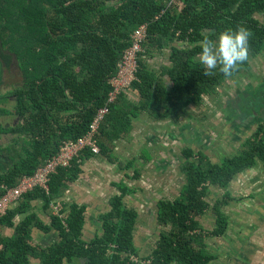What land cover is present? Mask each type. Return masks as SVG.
<instances>
[{
    "label": "trees",
    "instance_id": "1",
    "mask_svg": "<svg viewBox=\"0 0 264 264\" xmlns=\"http://www.w3.org/2000/svg\"><path fill=\"white\" fill-rule=\"evenodd\" d=\"M238 25L252 33L249 60L231 78L218 70L204 76L198 56L202 30L218 35ZM143 27L145 39L139 42L134 79L109 104L115 92L113 82ZM167 50L170 65L159 72L152 70L150 61ZM263 56L264 0H0V160L5 165L0 170V197L33 177L64 143H76L90 134L99 111L109 108L95 134L100 154L85 148L70 168L51 178L48 194L35 190L24 195L0 218V264L215 262L217 255L207 239L224 237L229 230L230 221L222 209L234 201L228 192L231 184L259 164L264 167V126L244 141L236 155L219 164L202 152L184 150L181 173L186 185L174 201L157 205V225L162 231L149 255L142 256L135 242L139 214L124 203L136 194L128 184H114L119 196L110 201L108 212L99 215L103 234L90 241L83 239L86 206L61 202L58 212L52 206L79 180L83 166L101 155L121 171L135 167V162H118L111 150L116 142L132 143L134 123L142 115L176 124L189 121L190 107H202L205 98L217 96L219 89L250 71L252 61ZM13 64L21 71V81L9 87L3 79ZM130 94L139 101L130 99ZM252 102L253 111L242 101L238 111L248 120L264 118V105ZM8 120H13L12 125ZM5 139L10 141L3 146ZM145 155L148 163L150 155ZM211 188L226 191L213 207L208 203ZM37 202L51 219L49 224L35 211ZM209 210L216 216L212 230L200 221ZM4 227L13 229V234L3 235ZM34 229L45 235L55 232L60 240L48 247L35 244Z\"/></svg>",
    "mask_w": 264,
    "mask_h": 264
},
{
    "label": "rangeland",
    "instance_id": "2",
    "mask_svg": "<svg viewBox=\"0 0 264 264\" xmlns=\"http://www.w3.org/2000/svg\"><path fill=\"white\" fill-rule=\"evenodd\" d=\"M258 18L263 21L261 16ZM175 46L181 48L183 45ZM169 58V50L164 55L157 54L149 63L151 69L159 72L162 66H169ZM3 80L9 87L20 83L21 71L17 64H13V67L5 72ZM165 81L169 87L168 80ZM130 82L131 79L125 84ZM129 97L134 101L138 99L133 94ZM253 100H258L264 105V56L252 61L250 71L226 83L218 90L217 96L205 98L201 108L190 107L194 118L179 126H170L168 122L160 123L142 116L144 125L134 131L138 140L131 145L125 144L127 150L124 152L122 148L118 151L121 156L120 163L127 165L135 161L134 168L124 172L117 164L111 166L103 162L88 169L87 174L79 178L77 185L85 188L88 194L93 190L99 194L97 202L91 203L87 198L79 205L89 206L86 210L83 239L90 241L95 234H103L99 215L110 210L108 200L118 194L112 185L124 182L137 191L136 197L126 199V205L138 208L140 213L135 233L136 244L141 249L142 256L150 254L156 246L162 228L157 225L155 219L156 205L146 202V199L152 202L153 198H171L170 189L177 190L184 183L178 173V166L181 165L182 152L186 148H191L195 153H205L216 164L226 157L236 155L244 141L249 140L264 126V118L248 120L245 113L238 111L237 106L241 101L245 102L249 111H253ZM8 122L12 125L13 120ZM190 123L191 126H186L180 131L182 126ZM146 132L157 133L158 139L163 143L154 146L150 151L153 161L143 169L142 165L146 160L143 149L146 148V142L142 138ZM196 138L200 141H195ZM9 141L10 139H5L1 144L4 146ZM138 167H141L140 179L131 180ZM228 192L234 201L224 207L222 212L228 217L230 227L224 237L207 239L211 251L217 255V260L211 264H264V167L258 166L239 175ZM225 193L223 190H211L208 198L210 206L213 207L223 200ZM68 199L72 200V197L69 196ZM200 221L205 229L212 230L216 217L213 211L209 210ZM45 238L46 247L60 240L55 232ZM32 264L40 262L34 260Z\"/></svg>",
    "mask_w": 264,
    "mask_h": 264
},
{
    "label": "built area",
    "instance_id": "3",
    "mask_svg": "<svg viewBox=\"0 0 264 264\" xmlns=\"http://www.w3.org/2000/svg\"><path fill=\"white\" fill-rule=\"evenodd\" d=\"M146 28L143 27L136 33V45L131 49L124 59L123 67L117 80L113 82L115 92L111 94L109 104H113L117 100L119 93L129 87L134 79V73L137 69L136 55L140 51V41L145 39ZM131 82L126 85L125 83ZM109 114V108L99 111L96 120L91 126V132L85 138L80 139L76 143H64L58 155L52 158L43 168L39 169L33 177L25 178L14 189L8 190L6 194L0 197V218L3 217L11 207H16L24 195H27L35 190H41L49 193V184L51 178L57 175L59 170L68 169L71 167L72 161L85 148H91L92 151L99 155L100 150L96 145L95 134L100 130L101 124L105 117ZM57 212L61 210L62 204L60 201L52 206Z\"/></svg>",
    "mask_w": 264,
    "mask_h": 264
},
{
    "label": "crops",
    "instance_id": "4",
    "mask_svg": "<svg viewBox=\"0 0 264 264\" xmlns=\"http://www.w3.org/2000/svg\"><path fill=\"white\" fill-rule=\"evenodd\" d=\"M137 98H138V96H137ZM139 99V98H138ZM137 99V100H138ZM136 100V101H137ZM139 101V100H138ZM193 108H195V109H198L197 107H193ZM199 108H201V107H199ZM193 112H191V114H192ZM142 116H145V118H150L149 116H147V115H142ZM141 116V117H142ZM141 117H140V119L136 122V123H134V129H133V132H132V137H133V141H132V143H127V142H125V141H122V142H116L114 145H113V147H112V155H113V157L115 158V159H117L118 160V162H120V157L121 156H119V154L120 153H118V151H119V149L120 148H122V151L124 152L125 150H127L126 148H125V144H127V145H131V144H133L136 140H138V139H136V137L134 136V131H135V129H141L142 128V125H144V123H143V120L141 119ZM194 118V116L192 115V119ZM150 119H152V118H150ZM154 121H156V122H160V123H162V122H168L169 123V125L170 126H179V125H181L182 123H184V122H186V121H184V122H182V123H179V124H176L175 122H173V121H169V120H166V121H162V120H155V119H153ZM188 121V120H187ZM191 124L192 123H190V124H186V125H184V126H182L181 128H180V131L184 128V127H186V126H191ZM158 135H157V133H153V132H146L145 133V135H144V137L142 138V139H144L145 140V142H146V145H145V147L146 148H144L143 149V153L145 154V153H147V154H149L150 156V161L148 162V163H146V161L144 162V164L142 165V168L144 169L145 167H147L152 161H153V158H152V156H151V154H150V151L151 150H153V148H154V146H156V145H158V144H161V143H163L162 141H160L159 139H158ZM197 138H199V135H197ZM195 139V141L196 140H198V141H200L199 139ZM139 141H141V140H139ZM189 142V141H188ZM187 142V144L189 145L190 143H188ZM186 149H191V148H186ZM186 149H184V150H186ZM184 150H183V152H184ZM183 152H182V162H181V165H179L178 166V173H179V175H180V177L184 180V183L182 184V185H180L179 186V189H177V190H174V189H170V191H171V193H172V196H171V198H169L168 196L167 197H164L163 199H161V200H157L156 198H153V201L151 202V201H149L148 199H146V202H150V203H152V204H155L156 205V209H157V205L161 202V201H174L176 198H178L179 196H180V194H181V192H182V190H183V188H184V186L186 185V179H185V176L181 173V166H182V164L185 162V158H184V156H183ZM203 153V152H202ZM205 154V153H204ZM122 155H124V154H122ZM208 157V156H207ZM210 159V158H209ZM210 161L213 163V164H216V163H214L213 161L214 160H211L210 159ZM106 163V164H108V165H111V166H116V164H113V163H110L109 161H108V159L106 158V157H104V156H99V157H97V158H95V159H93V160H91V161H89V162H87L84 166H83V174L80 176V178H82V176H84V175H86L87 173L86 172H88V169H91L92 167H96L98 164H102V163ZM135 162V161H134ZM0 163H2V161H0ZM259 166H262L263 167V165L262 164H259ZM154 167H156V166H154ZM140 168L141 167H138V169L136 170L137 172H139V178L138 179H140ZM130 170V169H129ZM129 170H126V171H124V172H128ZM254 170V169H253ZM252 171V170H251ZM250 172V171H249ZM131 180H138L137 179V177H136V172H135V175H134V178H130ZM80 181L78 180L75 184H73V185H71L70 186V189H69V191L66 193V195H65V197L60 201V202H62V203H65V204H77V205H82V204H80V203H82L83 202V200L85 201V200H87V198H89V202H91V203H95V202H97L98 200H97V197H98V193L97 192H95V190H93V192H90L89 194H88V191L87 190H85V188H81L80 187V185H77L78 183H79ZM120 184V183H119ZM89 187V186H88ZM112 187L114 188V189H116V191H117V195H115V196H113V197H111V198H109V200H108V206H109V203H110V201L114 198V197H116V196H119V192H118V190H117V188L114 186V185H112ZM213 189H217V190H220V189H218V188H211V190H213ZM172 191H174V192H172ZM222 191V190H221ZM224 191V190H223ZM226 192V191H225ZM136 193H137V191H136ZM87 194V195H86ZM72 197V200H69L68 199V197ZM133 197H136V194H134L133 196H129V197H127V198H133ZM127 198H125L124 199V203H125V205H126V199ZM86 203V202H85ZM87 205V204H86ZM42 205H41V203H35L34 204V207L36 208L35 209V211L39 214V216H40V218L45 222V223H47V224H49L50 223V221H51V219L46 215V214H44L42 211H40V207H41ZM88 205H87V210H88ZM110 207V206H109ZM126 207H128L127 205H126ZM128 208H134V209H136L137 211H138V208H136V207H128ZM109 211V210H108ZM138 214H139V218H140V213H139V211H138ZM216 217V216H215ZM155 219H156V222H157V211H156V216H155ZM20 220H21V217H18L17 219H16V224L17 223H19L20 222ZM138 222H139V220H138ZM137 225H138V223H137ZM13 229H11V228H7V227H4L3 229H2V233H3V235H5V236H11L12 234H13ZM54 232H52L51 234H53ZM33 242L35 243V244H39V245H43V246H47V241H46V235L44 234V233H42V232H40L39 230H37V229H34L33 230ZM95 235H97V234H95ZM95 235L93 236V238L95 237ZM136 242V241H135ZM137 245V244H136ZM149 255V254H148ZM34 260H32L31 261V264H32V262H33Z\"/></svg>",
    "mask_w": 264,
    "mask_h": 264
},
{
    "label": "clouds",
    "instance_id": "5",
    "mask_svg": "<svg viewBox=\"0 0 264 264\" xmlns=\"http://www.w3.org/2000/svg\"><path fill=\"white\" fill-rule=\"evenodd\" d=\"M202 31L204 35L199 41L201 51L198 56L203 75L213 76L218 70L225 78H231L249 60L252 33L243 25L234 30L226 29L218 35L210 30Z\"/></svg>",
    "mask_w": 264,
    "mask_h": 264
},
{
    "label": "flooded vegetation",
    "instance_id": "6",
    "mask_svg": "<svg viewBox=\"0 0 264 264\" xmlns=\"http://www.w3.org/2000/svg\"><path fill=\"white\" fill-rule=\"evenodd\" d=\"M1 161V160H0ZM3 163H0V170H1V168H3V165H2Z\"/></svg>",
    "mask_w": 264,
    "mask_h": 264
}]
</instances>
